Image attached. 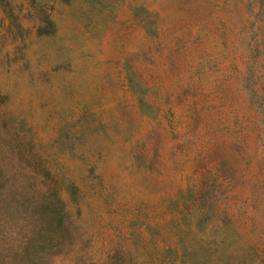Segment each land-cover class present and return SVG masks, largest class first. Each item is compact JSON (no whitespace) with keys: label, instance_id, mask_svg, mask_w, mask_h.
<instances>
[{"label":"rangeland","instance_id":"374dc122","mask_svg":"<svg viewBox=\"0 0 264 264\" xmlns=\"http://www.w3.org/2000/svg\"><path fill=\"white\" fill-rule=\"evenodd\" d=\"M52 193L39 264H264V0H0V264Z\"/></svg>","mask_w":264,"mask_h":264},{"label":"trees","instance_id":"16d2710c","mask_svg":"<svg viewBox=\"0 0 264 264\" xmlns=\"http://www.w3.org/2000/svg\"><path fill=\"white\" fill-rule=\"evenodd\" d=\"M43 220L47 229L40 232L35 238L32 236L23 243V247L16 252L20 263L39 264L44 253L54 249L57 244L59 234L63 233L65 220V206L55 193L44 198Z\"/></svg>","mask_w":264,"mask_h":264}]
</instances>
